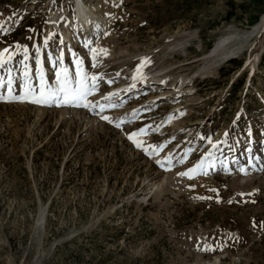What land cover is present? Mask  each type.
I'll use <instances>...</instances> for the list:
<instances>
[{
	"label": "rangeland",
	"instance_id": "obj_1",
	"mask_svg": "<svg viewBox=\"0 0 264 264\" xmlns=\"http://www.w3.org/2000/svg\"><path fill=\"white\" fill-rule=\"evenodd\" d=\"M71 1L0 0V264H264V0Z\"/></svg>",
	"mask_w": 264,
	"mask_h": 264
},
{
	"label": "snow or ice",
	"instance_id": "obj_2",
	"mask_svg": "<svg viewBox=\"0 0 264 264\" xmlns=\"http://www.w3.org/2000/svg\"><path fill=\"white\" fill-rule=\"evenodd\" d=\"M2 27V26H0ZM45 46L48 44V38L45 39L44 41ZM26 51V50H25ZM103 52L105 55L107 54L106 50H99ZM94 57L98 54L97 50L93 49L92 50ZM8 53V50L5 49L3 53H0V68H3L5 64H7L9 61H11L12 56L8 55L7 59H4L5 54ZM27 58V57H25ZM51 60V57H49ZM63 54H61L60 57H58L56 60H53V66L55 67L57 64L60 65V67L57 70L56 73V79L59 82L60 86L56 90L48 89L45 87L44 84V74H43V69L38 68L39 72V79H40V89H39V94L36 95L30 85H26L25 88V96L24 97H15L13 96V99H26L28 96H33L34 98L30 101L32 103H37V104H50L55 102L56 106H74V107H89V103L86 102V98L89 95L93 94V89L95 88V83H93L92 87L90 88L88 86V77L83 73L82 69H80V64L82 63L80 60H76L75 63L77 65V72L76 75L79 77V79L76 81V87L69 88L68 85L70 83L69 79V69L67 67L63 66ZM41 62L40 60H37V64L39 65ZM93 66H96L95 64ZM12 69H8V79L6 81V86L8 93H12V87H13V82L14 78L11 75ZM24 77L27 80L29 77V72L27 69V66L25 65V70H24ZM96 77L93 76L91 77V80L93 82L96 81ZM5 86V81L0 80V87ZM105 99H110V97H105ZM115 106V105H112ZM101 111L103 110V106L101 105ZM104 120H108L109 118L107 116L101 117ZM120 125L118 124L117 127ZM144 130L141 129L140 133H133L129 136V139H133L134 136L138 134H143ZM227 135V133L225 134ZM136 144V147H141V142L138 141H133ZM182 175H188V173H182ZM189 178H192L191 176Z\"/></svg>",
	"mask_w": 264,
	"mask_h": 264
},
{
	"label": "bare ground",
	"instance_id": "obj_3",
	"mask_svg": "<svg viewBox=\"0 0 264 264\" xmlns=\"http://www.w3.org/2000/svg\"><path fill=\"white\" fill-rule=\"evenodd\" d=\"M71 5L73 6V8H72V13L73 14H75V16L77 15V11H82V8H84L83 7V3H82V0H72L71 1ZM75 6V7H74ZM77 10V11H76ZM86 16H91V17H94L93 16V14H90V15H85L84 16V21H86V24L84 25L83 24V26L84 27H82L81 26V24H80V21L77 19V16H76V22H77V20H78V22L76 23V28H74V29H76L75 31L76 32H78V33H81V34H84V33H87V32H89L90 30H91V28H90V25L93 23V22H91V21H93L92 19H90V18H88V17H86ZM95 18H97V17H94V21H95ZM254 29H253V31L254 32H260L261 30H263V28H264V13L261 15V17H260V20H259V23L257 24V25H255L254 27H253ZM83 32V33H82ZM108 34V33H107ZM110 36V35H109ZM107 41H109L108 39H106ZM227 40V39H226ZM226 40H220L218 43H217V45L215 46V48L213 49V51H212V55H214V54H216L217 52H218V48L220 47V46H222V44H224L225 42H226ZM106 41V42H107ZM233 53V52H232ZM97 59V58H96ZM180 67V66H179ZM158 80H159V82L158 83H160V85H161V83L162 82H160L161 81V78L159 79L158 78ZM174 80H176V79H174ZM185 80H187V78H183L181 81L182 82H184ZM181 82V83H182ZM180 83V84H181ZM175 84V83H174ZM185 84H186V82H185ZM185 84H184V86H185ZM162 87H163V85H161ZM183 86V87H184ZM128 87V86H127ZM182 87V88H183ZM122 89H120V90H118V89H115V90H112L110 93H108V97L109 96H111V95H113L114 93H118L119 95L121 94V93H123V92H125L124 91V89L123 88H126V86L125 87H121ZM116 91H118V92H116ZM183 91V90H182ZM106 99H105V97H102V99H101V101H100V103H99V105L101 104V103H105V105H106ZM105 105H103V107L105 106ZM178 107H180V106H178Z\"/></svg>",
	"mask_w": 264,
	"mask_h": 264
},
{
	"label": "trees",
	"instance_id": "obj_4",
	"mask_svg": "<svg viewBox=\"0 0 264 264\" xmlns=\"http://www.w3.org/2000/svg\"><path fill=\"white\" fill-rule=\"evenodd\" d=\"M252 19H254V20H255L256 18L254 17V18H252ZM252 19H251L249 22H252V21H253Z\"/></svg>",
	"mask_w": 264,
	"mask_h": 264
}]
</instances>
